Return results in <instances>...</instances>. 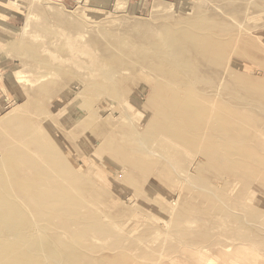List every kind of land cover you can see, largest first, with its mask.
<instances>
[{"label": "rangeland", "instance_id": "obj_1", "mask_svg": "<svg viewBox=\"0 0 264 264\" xmlns=\"http://www.w3.org/2000/svg\"><path fill=\"white\" fill-rule=\"evenodd\" d=\"M0 264H264V0H0Z\"/></svg>", "mask_w": 264, "mask_h": 264}]
</instances>
